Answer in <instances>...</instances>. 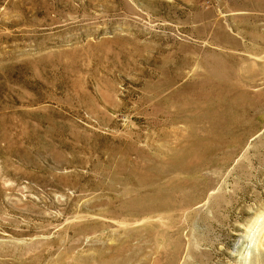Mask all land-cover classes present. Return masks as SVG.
I'll return each mask as SVG.
<instances>
[{"label":"rangeland","instance_id":"374dc122","mask_svg":"<svg viewBox=\"0 0 264 264\" xmlns=\"http://www.w3.org/2000/svg\"><path fill=\"white\" fill-rule=\"evenodd\" d=\"M235 39L264 47V0H0V264H264V109L201 156L189 139L210 164L162 178L183 184L162 209L129 207L154 177L121 152L209 128L176 105L214 52L264 62Z\"/></svg>","mask_w":264,"mask_h":264},{"label":"bare ground","instance_id":"6f19581e","mask_svg":"<svg viewBox=\"0 0 264 264\" xmlns=\"http://www.w3.org/2000/svg\"><path fill=\"white\" fill-rule=\"evenodd\" d=\"M232 39L234 40V38H232ZM254 42H256V40ZM261 42L264 45V39H261ZM231 44L238 46L242 49L248 50V51L250 50V48H252L254 50V53H256V54H260V53L264 52V47L248 46L244 43H238L237 40L235 42L234 41L231 42ZM257 45H259V44L257 43ZM242 58L243 57H241V56H229V55L227 56V55H222L221 53L214 52L210 56H208L207 58L203 59L204 64H206L205 66L206 67L208 66L210 69H207L206 72L204 71L203 73H201L197 77V78H199V80L193 86V87H195L194 88L195 92L192 95H186L183 98H181V99H183V101L179 102L176 105V107L178 108L179 111H186V110H189L192 108L196 109L197 112H196L195 116H196L197 122L200 123L203 120H206L210 124L209 128L206 129V128H202L199 126H193L190 129L189 135H184L181 132L179 133V131H177L178 134L182 135V138L179 139V142L177 143V145L171 146L170 144H166L164 148H162V149L159 148V150L154 153V155L158 154L155 157L153 154H149V153L146 154L141 148L137 147L134 144H132V146H129V147H127L121 151L122 154H124V155L129 154L131 151H135L138 156L148 157L147 158L148 164H147L146 169L149 172V175H152L155 179V180L153 179L152 181L148 182V185L152 186L150 188L151 193L149 195H147V197H145L143 200L138 199V198H135V199L133 198V200L129 202V207L134 208L136 206H141L140 207L141 209L139 208V210H142L143 211L142 213H144L147 211L150 212L151 210H154V209H157V210L162 209L163 207L168 206L170 204V202L164 203L161 200L156 201L157 198L161 197L160 195L166 189L167 190L170 189L169 191H173V190L178 189V187H180L183 184H182V182H180V183L173 182L172 183L173 188L168 189L166 187L168 184L167 183L164 184V182L162 181V178L167 177V176H171L173 174L172 172L176 173V171H178L179 173H181V172H187L188 173V170H190V169L194 170L195 169L196 171L200 172L202 169L209 166L210 161L205 162L200 157L202 154L200 152L201 151L200 148L201 147L203 148V143H204L203 140L206 138V136L212 137V138H217L220 140L223 135L232 134L233 135L232 137L235 136V138H236L235 128L250 124L251 121L248 122L247 117L250 116L254 112H258V111L264 109L263 92L259 91V89H255V88H254V90H251L253 88L248 89L250 87H254V85H252L253 82L251 80L249 81V84H248V82L245 84L242 80L237 81L238 83H236V81H235L236 77H240V78L242 77L243 72H245L251 76H252V74H258V75H261L262 78L264 79V62L262 64H259L256 62H250L246 67L238 69L237 63ZM247 84L249 85V87L243 88V86H247ZM174 96H179V92L174 93ZM224 114L227 115V117L225 119L226 123H227L226 127H224V126L222 127V122H221L222 121L221 117ZM244 136H246V131L243 132L242 134L240 133V135H239V137L241 139H244ZM189 139H193V140L195 139V142H196L195 149H197L198 151L200 150L199 151L200 152V156H199L200 160L199 161H195L191 158H188L186 155L187 151L189 149V143L191 144V142H192V140H189ZM213 149H216V148L214 147ZM147 151H150V150H147ZM210 151H212V150L210 149ZM153 152L154 151H152V153ZM195 152H197V151H195ZM191 154H192V152H191ZM193 155H194V152H193ZM164 157H166V159ZM138 159H136V160H138ZM136 160L132 162V160L129 159V157L128 158L125 157L124 159H122V161L119 160L118 164L120 167H123V168H125L126 165L133 168V167H136L138 165V161H136ZM170 170H171V172H170ZM135 175H133V176H135ZM175 176L179 177V175H175ZM172 179L174 180L177 178H172ZM142 180L147 181V178L142 179ZM142 184H144V183H142ZM194 184H192V185H194ZM196 186H194L195 190H196ZM210 186H211V181L207 182L206 185L204 184L203 186H201V188L197 191L204 193V192H206V190L209 189ZM182 188H183V186H182ZM142 189L141 188L137 189L135 191V193L137 195L141 194ZM114 209H116V208L114 207ZM114 212H116V210ZM83 217H85V216H83ZM118 248H120V247L118 246ZM116 249H117V247H116ZM4 252H6V251H4ZM16 252H18V251H16ZM89 254H90V252H89ZM105 255L106 254H103V256H105ZM109 255H111V252ZM109 255H108V257H109ZM62 257L63 256H61V258ZM115 257H117V255ZM104 259L102 258V260H104ZM69 261H71V259H69ZM47 262H48V260H47Z\"/></svg>","mask_w":264,"mask_h":264}]
</instances>
